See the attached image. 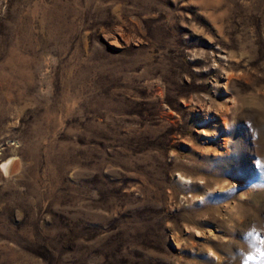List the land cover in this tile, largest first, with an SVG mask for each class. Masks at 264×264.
<instances>
[{
  "label": "rangeland",
  "instance_id": "1",
  "mask_svg": "<svg viewBox=\"0 0 264 264\" xmlns=\"http://www.w3.org/2000/svg\"><path fill=\"white\" fill-rule=\"evenodd\" d=\"M264 0H0V264H264Z\"/></svg>",
  "mask_w": 264,
  "mask_h": 264
},
{
  "label": "snow or ice",
  "instance_id": "2",
  "mask_svg": "<svg viewBox=\"0 0 264 264\" xmlns=\"http://www.w3.org/2000/svg\"><path fill=\"white\" fill-rule=\"evenodd\" d=\"M262 167H264V165H261Z\"/></svg>",
  "mask_w": 264,
  "mask_h": 264
}]
</instances>
